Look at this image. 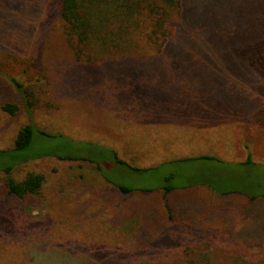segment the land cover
I'll return each mask as SVG.
<instances>
[{
	"label": "rangeland",
	"instance_id": "1",
	"mask_svg": "<svg viewBox=\"0 0 264 264\" xmlns=\"http://www.w3.org/2000/svg\"><path fill=\"white\" fill-rule=\"evenodd\" d=\"M12 4L0 0L14 21L7 30L0 24V152L32 125L52 138L40 137L21 156L69 144L67 153L92 148L98 160L49 156L16 166L17 181L45 178L41 193L24 199L9 195L0 172V264H264V198H249L264 184V63H208L197 45L186 55L201 57L188 71L193 77L170 55L153 66L83 65L59 19L61 0ZM222 6L236 40L259 49L264 2ZM247 49L245 56L259 53ZM148 86L163 89L157 97L137 91ZM8 103L19 107L16 115L2 110ZM111 152L133 168L156 170L134 173ZM199 156L216 161L169 164ZM249 157L255 166L239 167ZM170 176L175 190L165 194Z\"/></svg>",
	"mask_w": 264,
	"mask_h": 264
},
{
	"label": "trees",
	"instance_id": "2",
	"mask_svg": "<svg viewBox=\"0 0 264 264\" xmlns=\"http://www.w3.org/2000/svg\"><path fill=\"white\" fill-rule=\"evenodd\" d=\"M254 1L264 2V0ZM223 2L224 0H61L59 19L64 25L69 44L73 47L76 62L83 65L141 66L140 64H142L153 66L170 55L171 63L179 67L181 73H184V77H193L188 71L193 66L191 64L201 60V57L195 55L192 59H188L186 55L189 48L192 49L197 45L200 47L201 53L209 55L208 58L204 57L208 63L221 64L230 58L238 61L243 60L248 64L264 63V50H261L264 49V43L258 46L259 49L252 45H249L251 48L245 47V49L248 48L247 50H257L259 53H256L255 56L244 55V46L236 40L232 23L224 22ZM227 2L237 5L239 0H227ZM17 3L18 0H13L12 5L16 6ZM11 22H14L13 17L10 14L4 16L0 8V24L5 25L4 30L11 27ZM191 32L197 33L195 35L198 36H194ZM182 34L184 38L178 45L172 43L175 41V36ZM214 34L220 37V42L213 44L198 42L199 39ZM227 53L231 56L229 57ZM196 78L198 81L199 76ZM12 82L17 88L22 87L18 81L13 79ZM195 91L197 95L203 93V91L198 92L197 88ZM2 110L14 116L18 113L19 107L8 103L2 107ZM43 136L52 138L47 133L37 131L34 126L26 125L19 131L14 147L0 152V162L2 163L0 172L6 176L5 185L9 195L24 199L28 196H38L41 193L45 182L44 176L28 174L21 181L12 177L13 169L28 161L49 156H54L62 161L92 164L98 160L95 151H91L92 148L79 156L67 153L68 149L71 150L69 144L64 148L61 145L52 148L44 155L21 156L31 150L33 143L38 142V139ZM59 149L64 154L59 153ZM110 156L114 163L134 173L148 174L156 170L133 168L118 159L114 152H111ZM193 161L207 162L216 161V159L211 156H199L169 164ZM254 166L250 157L239 164V167H243V169H251ZM173 178L174 176H170L167 179V185L160 188L165 194H170L175 190V187L169 183ZM258 186L262 192L259 190V195L256 193L250 195L249 198L252 201L264 198V184L260 185L259 183ZM118 188L123 194L138 191L124 186H118ZM239 191L233 192L239 193ZM245 191L252 194L253 190L241 186L240 192ZM261 233H264V225L261 228ZM189 264L199 263L190 262Z\"/></svg>",
	"mask_w": 264,
	"mask_h": 264
},
{
	"label": "crops",
	"instance_id": "3",
	"mask_svg": "<svg viewBox=\"0 0 264 264\" xmlns=\"http://www.w3.org/2000/svg\"><path fill=\"white\" fill-rule=\"evenodd\" d=\"M164 75H165L164 73L160 72V74H157V77H158V79H161V78L165 77ZM147 89H149V91L152 94H148V92L146 91ZM162 89H163V87H160V86H148V87H141V88L137 89V91H139V92L144 91V93L147 94V96H149V97H151V95H153L154 97L155 96L157 97V95L162 92ZM168 90H169V88H168ZM164 93L168 94L169 91H165ZM160 111H162V110H160Z\"/></svg>",
	"mask_w": 264,
	"mask_h": 264
}]
</instances>
